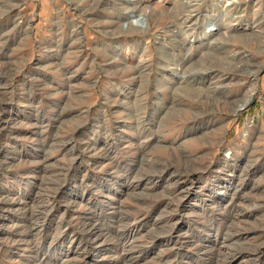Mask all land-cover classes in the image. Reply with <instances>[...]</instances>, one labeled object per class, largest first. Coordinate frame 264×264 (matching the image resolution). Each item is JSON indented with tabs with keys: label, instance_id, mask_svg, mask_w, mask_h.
I'll list each match as a JSON object with an SVG mask.
<instances>
[{
	"label": "rangeland",
	"instance_id": "obj_1",
	"mask_svg": "<svg viewBox=\"0 0 264 264\" xmlns=\"http://www.w3.org/2000/svg\"><path fill=\"white\" fill-rule=\"evenodd\" d=\"M229 9L0 0V264H264V0Z\"/></svg>",
	"mask_w": 264,
	"mask_h": 264
},
{
	"label": "bare ground",
	"instance_id": "obj_2",
	"mask_svg": "<svg viewBox=\"0 0 264 264\" xmlns=\"http://www.w3.org/2000/svg\"><path fill=\"white\" fill-rule=\"evenodd\" d=\"M223 1V0H222ZM225 1V3H226V5H227V7L228 8H230L229 10H231V7H233V5H235L236 3H238V0H224ZM190 2V1H189ZM182 3V2H181ZM193 4V3H192ZM191 4V5H192ZM236 7V6H235ZM238 8V7H237ZM233 9V8H232ZM226 10V9H225ZM144 15H145V18L147 19V20H149V19H154L155 21H158V20H160V18L162 17L161 15L162 14H160V13H155V12H153L150 8H148V7H146V8H144ZM134 24H141V22L140 21H138V22H133ZM171 23H172V21H171ZM168 24H170V22H168ZM184 25V24H183ZM144 26H145V24H144ZM149 26V25H148ZM148 26L146 25L145 26V28H143V32H141V34L143 35V36H147V35H149V28H148ZM259 27V26H258ZM249 28L251 29V30H254L253 29V27L252 26H250L249 25ZM214 29H215V23L213 22V23H211V25H209L208 27H207V32H213L214 31ZM216 30V29H215ZM140 33V32H139ZM207 34V33H206ZM251 98H252V94H250L249 96H248V98H247V100H246V102L244 103V104H242V105H240L237 109H235L234 110V112H236V110H238L240 107H244L250 100H251ZM136 187V186H135ZM137 188V187H136ZM126 193V192H125ZM127 194H128V192H127ZM171 230V229H170ZM88 233V232H87ZM99 239V238H98ZM137 247V246H136ZM259 247V246H258ZM254 251V250H253ZM255 252H256V250H255ZM209 253V252H208ZM254 253V252H253ZM160 254V253H159ZM162 255H164V254H162ZM153 258V257H152ZM251 258H253V257H250L249 259H251ZM155 259V258H154ZM156 260H158L157 258H156ZM162 260V259H161ZM252 260H254V259H252ZM154 261V260H153ZM166 261V260H165ZM246 261V260H245ZM164 263H166V262H164ZM219 263V262H218ZM245 264V263H244ZM247 264V263H246ZM249 264V263H248Z\"/></svg>",
	"mask_w": 264,
	"mask_h": 264
}]
</instances>
